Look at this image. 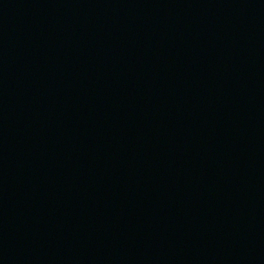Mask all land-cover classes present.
<instances>
[{
	"label": "water",
	"instance_id": "water-1",
	"mask_svg": "<svg viewBox=\"0 0 264 264\" xmlns=\"http://www.w3.org/2000/svg\"><path fill=\"white\" fill-rule=\"evenodd\" d=\"M0 264H264V0H0Z\"/></svg>",
	"mask_w": 264,
	"mask_h": 264
}]
</instances>
